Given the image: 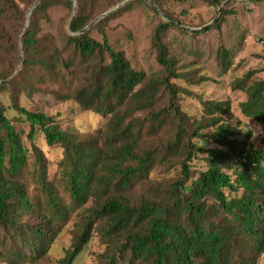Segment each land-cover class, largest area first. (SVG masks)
<instances>
[{
    "label": "trees",
    "instance_id": "1",
    "mask_svg": "<svg viewBox=\"0 0 264 264\" xmlns=\"http://www.w3.org/2000/svg\"><path fill=\"white\" fill-rule=\"evenodd\" d=\"M34 1L0 0V264H39L65 233L58 264H72L92 241L95 264H264V136L255 146L250 130L223 121L226 101L199 95L200 112L183 107L188 87L208 77L179 64L166 41L173 28L220 31L231 0L213 24L190 33L163 7L185 0H151L168 17L151 31L155 69L113 40L111 24L134 4L158 15L151 4L133 0L78 33L121 0H75L67 33L73 1L40 0L23 35L21 68L10 77ZM226 55L221 48L216 56L224 69ZM261 72L248 70L230 86L244 93L242 114L264 131V64ZM34 95L72 101L100 119L79 129L20 103ZM39 136L60 149L57 159Z\"/></svg>",
    "mask_w": 264,
    "mask_h": 264
},
{
    "label": "rangeland",
    "instance_id": "2",
    "mask_svg": "<svg viewBox=\"0 0 264 264\" xmlns=\"http://www.w3.org/2000/svg\"><path fill=\"white\" fill-rule=\"evenodd\" d=\"M72 1L76 7L75 0ZM122 1L110 6L108 9ZM148 1L153 3L151 0ZM226 3L227 0L219 5H210L200 0L166 1L163 7L176 15L182 23L174 22L187 27L188 29L185 28V30L190 33L195 29L199 30L200 27L210 23L215 18L214 23L220 17L222 8ZM153 4L158 15H150L140 4H134V7L125 11L111 23L114 28L112 32L113 40L121 44L131 57L134 56V59H139L141 65L147 69H155L154 53L150 46L151 31L160 18L165 21L168 19L163 11L155 3ZM225 8L229 10V13L225 16L220 31L213 28L195 36L182 35L175 28L170 29L168 32L166 41L170 50L180 57L179 64L190 65L196 76L206 75L208 77L205 82L189 86L188 89L191 94H187L181 100V103L193 114L200 112L199 95L204 100L228 102L229 113L222 117L223 121L237 126L242 131L250 130V140L253 141L255 146H261L264 131L253 119L242 114L239 103L244 100V93L233 90L230 83L234 78L240 77L248 70H254L258 76H262L261 69L264 64L262 58L264 0H231ZM108 9L96 15L94 19ZM73 11L74 9L63 25L67 33H70L68 25ZM62 15L59 9L53 12L54 18L58 19ZM56 25L57 21L55 20L53 27H56ZM220 47L227 49L225 61H228L230 65L226 69L222 67L216 58L218 50L221 49ZM20 68L21 65L18 63L10 77L16 75ZM178 83L184 85L182 82ZM20 103L28 109L41 110L49 115L56 116L61 121L72 119L74 126L79 129H85L88 126L94 127L100 119L97 114L91 111H80L72 101L56 102L49 95H34L32 98L22 96ZM206 130H209V128ZM37 140L51 160H55L60 156V149L46 146L42 136H39ZM54 169L55 165L53 163L49 167L50 173H53ZM68 243L69 236L66 233L62 234L51 248V251L39 261V264H58L57 259L63 254ZM97 250L96 242H90L72 264H95L94 252Z\"/></svg>",
    "mask_w": 264,
    "mask_h": 264
},
{
    "label": "water",
    "instance_id": "3",
    "mask_svg": "<svg viewBox=\"0 0 264 264\" xmlns=\"http://www.w3.org/2000/svg\"><path fill=\"white\" fill-rule=\"evenodd\" d=\"M39 1H40V0H36V1H35V2H34V3L28 8V10H27V12H26V22H25V25H24V27H23V30H22V32H21V34H20V36H19V48H20V53H21V62H20V65H22V62H23V48H22V39H23V35H24V33H25V30H26L27 27H28L29 20H30V14H31V12H32V9L38 4ZM130 1H131V0H123L122 2L118 3L117 5L111 7L110 9H108V10L105 11L104 13L100 14V15L97 16L95 19H93V20H92L90 23H88L84 28H82L78 33H82V32H84V31H86L88 28H90L92 25H94L98 20H100V19L103 18L104 16L110 14L111 12H113V11L119 9L120 7L124 6L126 3L130 2ZM146 1H147L149 4H151L152 6L155 7V5H154L153 3H151V2L148 1V0H146ZM75 8H76V7L74 6V8H73L74 11H73V14H72L71 19H72L73 16H74ZM214 19H215V18H214ZM214 19H213L210 23H208V24H206V25L200 27V29H201V28H205V27L211 25V24L213 23ZM167 20H168V19H167ZM181 27H182V28H187V27H184V26H181ZM68 28H69V25H68ZM187 29H188V28H187ZM195 30H196V29H195Z\"/></svg>",
    "mask_w": 264,
    "mask_h": 264
}]
</instances>
